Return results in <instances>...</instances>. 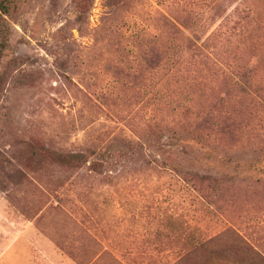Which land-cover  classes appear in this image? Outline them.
Segmentation results:
<instances>
[{"label":"rangeland","instance_id":"obj_1","mask_svg":"<svg viewBox=\"0 0 264 264\" xmlns=\"http://www.w3.org/2000/svg\"><path fill=\"white\" fill-rule=\"evenodd\" d=\"M1 5L0 264H264L263 0Z\"/></svg>","mask_w":264,"mask_h":264},{"label":"trees","instance_id":"obj_2","mask_svg":"<svg viewBox=\"0 0 264 264\" xmlns=\"http://www.w3.org/2000/svg\"><path fill=\"white\" fill-rule=\"evenodd\" d=\"M0 8H3V5H1ZM3 23L4 22L0 16V58L2 52L5 50V45L8 38V32L3 27ZM47 153L51 156L52 161L60 165L75 164L81 162L85 157L82 153L64 154L56 151H47Z\"/></svg>","mask_w":264,"mask_h":264},{"label":"crops","instance_id":"obj_3","mask_svg":"<svg viewBox=\"0 0 264 264\" xmlns=\"http://www.w3.org/2000/svg\"><path fill=\"white\" fill-rule=\"evenodd\" d=\"M263 3H264V0H263ZM247 9H248V15L250 14L249 11L251 10V5H253V7L255 8L256 5H258V0H247ZM264 8V7H263ZM257 9H258V6H257ZM264 10V9H263ZM255 14V13H254Z\"/></svg>","mask_w":264,"mask_h":264}]
</instances>
